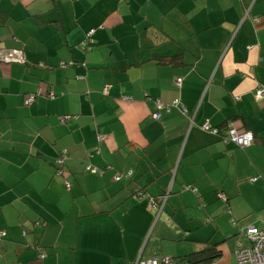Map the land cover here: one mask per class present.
<instances>
[{
  "label": "crops",
  "instance_id": "crops-1",
  "mask_svg": "<svg viewBox=\"0 0 264 264\" xmlns=\"http://www.w3.org/2000/svg\"><path fill=\"white\" fill-rule=\"evenodd\" d=\"M8 52L26 64L0 61V264H182L206 243L240 264L264 223V0H0Z\"/></svg>",
  "mask_w": 264,
  "mask_h": 264
},
{
  "label": "built area",
  "instance_id": "built-area-1",
  "mask_svg": "<svg viewBox=\"0 0 264 264\" xmlns=\"http://www.w3.org/2000/svg\"><path fill=\"white\" fill-rule=\"evenodd\" d=\"M93 34V31L91 32V35ZM25 57V55H24ZM0 61L4 62H18V63H26L25 58L19 57L16 52H8L6 54H0ZM178 87H181V81H176L175 83ZM36 95L31 96L27 101V105H31L36 101ZM256 98L260 101L264 102V87H261L256 92ZM174 106L181 110L185 115L187 113L185 107L179 102H174ZM171 106H164L163 104H158V113L156 114L155 118L159 120L160 118V111H163L164 109L169 110ZM201 130L209 133L214 134L216 136H220V132L218 129H213L208 125H203L201 127ZM225 140L227 143H234L235 145L241 147V148H249L252 143L255 141V136L252 133L249 132H243L239 133L235 129H230L225 134ZM90 171V169L88 168ZM97 173V171L95 172ZM184 189L193 190L191 187H184ZM166 199V198H165ZM166 203V200L162 202V204H159L157 200H152L150 204V208L152 210H156L158 212H161L164 208V205ZM161 210V211H160ZM247 235L249 236L250 240L252 241L254 247L249 250H242L238 254V260L241 264H264V226L260 229L256 227H250L247 230ZM5 236V235H4ZM44 258V257H43ZM166 264L169 263L168 260H163ZM158 261L153 260L151 262L142 263V264H157Z\"/></svg>",
  "mask_w": 264,
  "mask_h": 264
},
{
  "label": "trees",
  "instance_id": "trees-1",
  "mask_svg": "<svg viewBox=\"0 0 264 264\" xmlns=\"http://www.w3.org/2000/svg\"><path fill=\"white\" fill-rule=\"evenodd\" d=\"M248 18L249 17L246 15L245 18H244V21H246ZM92 31H93V34L91 35V32ZM94 33H95V30H91L86 35V38L83 41L84 42V45H82V46L80 45L81 46L80 47L81 49H83L85 51L88 50L89 52L92 51V49H93V46L92 45L94 43V41L92 40V38H93ZM86 47H87V50H86ZM36 97H37L36 98V101H37V99H38V95L37 94H36ZM218 130H219L220 134H222V131L220 129H218ZM251 133H253V132H251ZM253 135H254V133H253ZM248 227L249 226H247L244 229L246 230ZM258 228H260V227H258ZM244 229H242V231H241L242 234L245 233V230ZM221 255L222 254H221V251L218 249V245H212L210 243H206L204 246H202V248L199 251H197V252H195V253H193L191 255L182 257V258H180L179 261H181L182 264H213V262H215L216 260H218L219 258H221ZM156 259L159 260V264H166V263H162V262L160 263V259L159 258H156ZM168 261H169L168 264H173V261H171V259H169Z\"/></svg>",
  "mask_w": 264,
  "mask_h": 264
},
{
  "label": "bare ground",
  "instance_id": "bare-ground-1",
  "mask_svg": "<svg viewBox=\"0 0 264 264\" xmlns=\"http://www.w3.org/2000/svg\"><path fill=\"white\" fill-rule=\"evenodd\" d=\"M248 15V14H247ZM249 133H251V132H249ZM253 134V133H252ZM264 226V223L262 224V226L260 227V228H262ZM250 227H255L254 225H250L248 228H250ZM248 228L245 230V233H243V234H245L248 238H249V236L247 235V230H248ZM256 228H258V227H256ZM260 228H258V229H260ZM250 239V238H249ZM254 247V245H253V243H252V247L251 248H247V249H241L239 252H241L242 250H249V249H252ZM239 252H238V254H239ZM153 260H156V261H158V263L157 264H159V260L158 259H156V258H152V259H150V260H145V261H141V260H139L138 261V263L137 264H142V263H147V262H151V261H153ZM239 261V260H238ZM162 262L163 263H165L163 260H162ZM241 264V263H240Z\"/></svg>",
  "mask_w": 264,
  "mask_h": 264
},
{
  "label": "rangeland",
  "instance_id": "rangeland-1",
  "mask_svg": "<svg viewBox=\"0 0 264 264\" xmlns=\"http://www.w3.org/2000/svg\"><path fill=\"white\" fill-rule=\"evenodd\" d=\"M254 142H255V141H254ZM254 142H253V143H254ZM253 143H252V144H253ZM231 144L235 145L234 143H231ZM235 146L238 147V148H241V147H239V146H237V145H235ZM241 149H246V148H241Z\"/></svg>",
  "mask_w": 264,
  "mask_h": 264
}]
</instances>
